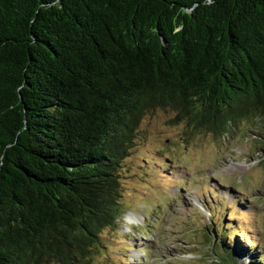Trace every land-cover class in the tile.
Instances as JSON below:
<instances>
[{
    "label": "trees",
    "instance_id": "trees-1",
    "mask_svg": "<svg viewBox=\"0 0 264 264\" xmlns=\"http://www.w3.org/2000/svg\"><path fill=\"white\" fill-rule=\"evenodd\" d=\"M158 108L264 153V0H0V264H88ZM239 233L212 230L221 263L264 264Z\"/></svg>",
    "mask_w": 264,
    "mask_h": 264
},
{
    "label": "rangeland",
    "instance_id": "rangeland-1",
    "mask_svg": "<svg viewBox=\"0 0 264 264\" xmlns=\"http://www.w3.org/2000/svg\"><path fill=\"white\" fill-rule=\"evenodd\" d=\"M174 117L158 108L141 120L119 170L121 220L102 231L88 264H222L213 229L264 240L255 124L240 120L215 136Z\"/></svg>",
    "mask_w": 264,
    "mask_h": 264
}]
</instances>
